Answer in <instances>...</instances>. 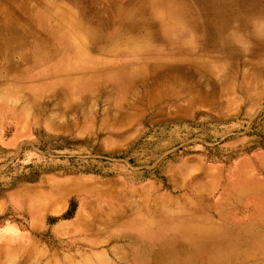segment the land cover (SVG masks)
Returning a JSON list of instances; mask_svg holds the SVG:
<instances>
[{
  "label": "bare ground",
  "instance_id": "6f19581e",
  "mask_svg": "<svg viewBox=\"0 0 264 264\" xmlns=\"http://www.w3.org/2000/svg\"><path fill=\"white\" fill-rule=\"evenodd\" d=\"M263 72L264 0H0V84L16 86L0 90V138L12 146L45 147L43 128L72 135L98 114L102 129L164 109L192 119L199 108L237 105L239 94L258 98ZM194 194L113 193L104 215L80 209L67 253L27 240L7 252L0 240V262L264 264L256 177L239 174L213 203ZM28 201L30 212L48 207Z\"/></svg>",
  "mask_w": 264,
  "mask_h": 264
},
{
  "label": "rangeland",
  "instance_id": "374dc122",
  "mask_svg": "<svg viewBox=\"0 0 264 264\" xmlns=\"http://www.w3.org/2000/svg\"><path fill=\"white\" fill-rule=\"evenodd\" d=\"M6 85L0 90L16 88ZM257 89L258 98L239 94L237 105L199 108L192 119L180 121L164 109L123 127L109 121L102 129L98 114L94 125L72 135L43 128L51 141L45 147L22 148V141L12 146L11 139L0 138V240L7 252L13 241L27 240L39 251L62 256L74 239L80 209L104 215L113 193L116 200L135 189L164 198L196 193L213 203L239 174L256 177L264 187V72ZM31 196L43 199L47 209L30 212ZM112 260L118 264L117 257Z\"/></svg>",
  "mask_w": 264,
  "mask_h": 264
}]
</instances>
